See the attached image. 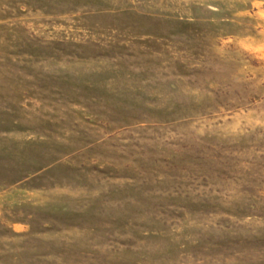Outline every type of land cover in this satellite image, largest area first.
<instances>
[{
    "label": "rangeland",
    "instance_id": "374dc122",
    "mask_svg": "<svg viewBox=\"0 0 264 264\" xmlns=\"http://www.w3.org/2000/svg\"><path fill=\"white\" fill-rule=\"evenodd\" d=\"M0 264H264V0H0Z\"/></svg>",
    "mask_w": 264,
    "mask_h": 264
}]
</instances>
